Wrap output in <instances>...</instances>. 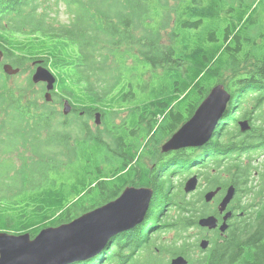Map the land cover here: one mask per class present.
Listing matches in <instances>:
<instances>
[{
  "label": "trees",
  "instance_id": "trees-1",
  "mask_svg": "<svg viewBox=\"0 0 264 264\" xmlns=\"http://www.w3.org/2000/svg\"><path fill=\"white\" fill-rule=\"evenodd\" d=\"M261 5L262 0H0L4 59L13 58L14 68L23 65L18 54L43 59L57 76L53 95L74 107L67 123L42 103L41 92L27 97L29 90L15 95L0 89V232L34 237L116 199L126 187H149L154 195L140 225L110 239L93 263L71 264H169L177 256L188 264H264ZM61 7L68 23L58 20ZM163 29L169 31L167 45ZM228 71L230 101L211 139L167 154L160 148L151 166H139L142 159L130 142L162 146L213 86L224 85ZM1 78L7 79L0 64ZM117 108L128 112L119 125H131L120 137L107 129L116 126L111 118ZM80 110L88 120L100 112L105 134L92 133L87 123L76 125L83 119ZM73 122L81 138L76 146L57 127ZM241 122L248 131L241 132ZM128 135L136 138L128 142ZM111 156L122 164L105 172ZM193 173L206 187L187 194L184 185ZM185 176L190 177L184 182ZM230 185L236 193L229 228L201 251L190 231L200 232L201 217L219 218V195L205 203L203 194Z\"/></svg>",
  "mask_w": 264,
  "mask_h": 264
},
{
  "label": "water",
  "instance_id": "water-1",
  "mask_svg": "<svg viewBox=\"0 0 264 264\" xmlns=\"http://www.w3.org/2000/svg\"><path fill=\"white\" fill-rule=\"evenodd\" d=\"M3 53L0 50V62ZM2 71L6 76H15L19 68L3 64ZM34 85H45L43 98L46 103L52 101L56 76L47 68H39L31 76ZM230 101V94L223 84L213 86L207 97L197 107L192 117L184 123L161 146L162 153H169L184 148H199L207 143L220 121L223 112ZM72 111L68 100H64L62 114L67 116ZM94 124H101V114H94ZM241 132L249 130L247 122L240 123ZM197 176L189 178L184 185L185 193H192L197 188ZM221 192V187L204 194L205 203H211ZM154 191L147 187H126L119 197L86 212L67 224L57 227H47L31 237L29 233L9 234L0 232V264H71L73 262L93 263L101 254L106 244L113 237L126 233L140 225L149 209ZM235 197V188L230 185L217 205L221 220L208 215L201 217L197 224L207 231L217 230L224 236L228 230V221L232 212L227 211ZM209 240L199 242V248L206 250ZM169 264H188L182 256L174 257Z\"/></svg>",
  "mask_w": 264,
  "mask_h": 264
},
{
  "label": "rangeland",
  "instance_id": "rangeland-1",
  "mask_svg": "<svg viewBox=\"0 0 264 264\" xmlns=\"http://www.w3.org/2000/svg\"><path fill=\"white\" fill-rule=\"evenodd\" d=\"M244 1H246L248 3H252V2H255L256 0H244ZM261 6L264 7V0H262V5ZM63 9L64 8L61 7V13H60L59 18H58L59 22L62 23V24L68 23V20H69V17L63 13ZM258 12H259V14H264V12H262L261 10L260 11L258 10ZM263 22H264V19H263ZM261 29L264 30V27H261ZM255 30H256V27L251 30V32H252L251 35L252 36H255V35L258 34V33L254 32ZM167 33H169V31L166 30V29H163V30L160 31V35L163 38V44H165V45H167L169 43V39L166 36ZM257 42H260V40H257ZM35 44H38V43H35ZM244 44H245L244 48L246 49L248 47V43L245 42ZM19 55H20V58L23 61V65L18 67L20 69V72L17 75L12 76V77H8L6 75H3L4 77H7V79H4V78L0 79V89H3L4 86H5L6 89H11L15 95L16 94L19 95L20 91L22 89L29 90V91L25 92L26 95H24V96H27V97L28 96L29 97H34L36 95V93H38V92L40 93L41 92V96H42L41 97L42 98L41 101H42V103H45L43 101V95H44V92H45L44 85L41 84V83H38L39 85H33V83L31 82V75H32V73L36 72L39 68H47V69H49L50 67L49 66H48L49 68L46 67L47 62H44V60L39 58L38 56L36 58L30 60L29 58L26 59L23 54H18L17 56L19 57ZM34 56H36V55H34ZM42 58H44V57H42ZM11 60H13V58L10 59V60L4 59L3 62L9 63ZM127 64L132 65V62L129 61V62H127ZM230 76H231V73L229 71L224 73V75H223L224 86L227 85L228 82H230V78H231ZM56 78H57V76H56ZM29 82L32 84L31 87L29 86ZM116 91H119V89L115 90V92ZM53 98L54 99L51 102L53 104H51V103H46V104H50L51 105L48 110H55V112L57 113V118L59 119V121H66L67 122V121H69V119L74 118L73 116L72 117H69V116L68 117H64L62 115L63 101H64V99H68V98L62 99L60 96H54V95H53ZM143 100L144 99L141 97L140 94L136 95V102L137 103H141ZM114 110L116 112V115H115V117H112L111 120L115 123L116 126H113L112 124H108L107 125L108 131L111 132L115 137H120L123 133L129 134V131L131 130V125L130 124L125 123L124 125H119V124H121V120L123 118L127 117L128 112L125 111V110H122V109H118V108L114 109ZM83 123H87V125L90 128V131L92 133L105 134V126L103 124L102 125L100 124L99 126H95L93 117H92V119L88 120L85 116H83V119L78 120L76 125H80V124H83ZM72 125H75V123L73 122L72 124L69 125V127H64V128H62L61 126H57L59 129L63 130L65 134H67V136L69 138L68 144L70 146L74 145L75 142L78 139L81 140V138L79 137V133H80L79 129L77 127H75V126H72ZM117 125H119V126H117ZM140 133H141V131L138 132V134H140ZM128 136H130V135H128ZM135 138H136L135 136H130L129 139H128V142H130L131 140H133ZM107 141L112 144V140L110 138H108ZM130 143L133 146H137V148H132L133 155H135L136 157H140V159H142L141 163L139 162L138 165L139 166L143 165L145 167H149V166H151L154 163V161L156 159V155H158V153L160 151V148H161V145H154V143H152L151 140H148V142L146 144L147 146H145V143L143 142V139L139 140V143H137V140L136 141H131ZM76 145H77V143L75 144V146ZM150 152H152V154L149 155ZM14 164L18 165L16 159H14ZM121 164H122V160L121 159L114 158V157L111 156L110 162L103 164V170L105 172H110V171H113L114 169L120 167ZM64 165H66V164L64 163ZM192 175L198 176L196 191L197 192H202L204 190V188L206 187V182L199 176V173H193ZM192 175H190V176H192ZM190 176H188V177L185 176V177H183L181 179H182V181L185 182L187 180V178H189ZM221 180L223 181L224 179H221ZM14 187H15V185H14ZM217 201H218V199H217ZM216 204H217V202H216ZM216 204H215V206H216ZM191 233L193 235L192 239L195 238L197 240V246H199V242H198V237H199L198 234H199V232L196 229H193L192 231H190V234ZM9 234H11V233H9ZM170 236L171 235H166L167 239ZM209 246H210V244H209ZM196 253H198V251H196Z\"/></svg>",
  "mask_w": 264,
  "mask_h": 264
},
{
  "label": "flooded vegetation",
  "instance_id": "flooded-vegetation-1",
  "mask_svg": "<svg viewBox=\"0 0 264 264\" xmlns=\"http://www.w3.org/2000/svg\"><path fill=\"white\" fill-rule=\"evenodd\" d=\"M72 107H73V105H72ZM73 110H74V107L72 108V111H71V113L69 114V115H72L73 114ZM97 111H94L93 112V116H94V114L96 113ZM78 115L79 116H84V111H79L78 112ZM221 194H222V191H221ZM221 197H222V195H221ZM220 200V199H219ZM219 202V201H218ZM218 202H217V204H218ZM200 232H199V237H198V242L199 241H201V240H203V239H205V238H207L208 240H209V242H210V239L212 238V236L214 235H216V233H218V231H214V232H211V233H207V232H205L204 230H199ZM219 234V233H218ZM209 236V237H208Z\"/></svg>",
  "mask_w": 264,
  "mask_h": 264
}]
</instances>
